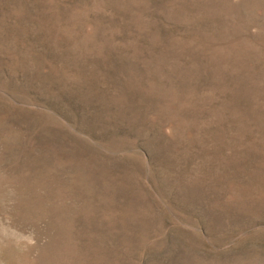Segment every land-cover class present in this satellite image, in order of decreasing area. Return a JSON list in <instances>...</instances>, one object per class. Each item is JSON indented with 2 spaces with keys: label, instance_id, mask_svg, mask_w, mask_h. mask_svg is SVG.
<instances>
[{
  "label": "rangeland",
  "instance_id": "obj_1",
  "mask_svg": "<svg viewBox=\"0 0 264 264\" xmlns=\"http://www.w3.org/2000/svg\"><path fill=\"white\" fill-rule=\"evenodd\" d=\"M0 264H264V0H0Z\"/></svg>",
  "mask_w": 264,
  "mask_h": 264
}]
</instances>
